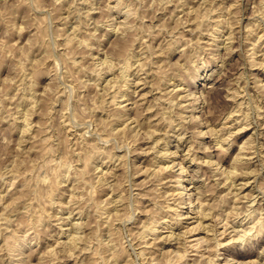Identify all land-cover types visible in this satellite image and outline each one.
Segmentation results:
<instances>
[{
  "label": "rangeland",
  "instance_id": "1",
  "mask_svg": "<svg viewBox=\"0 0 264 264\" xmlns=\"http://www.w3.org/2000/svg\"><path fill=\"white\" fill-rule=\"evenodd\" d=\"M116 3L0 0V264H208L211 259H215L211 264H264V0H120L118 7L128 11V20L134 27L123 39L115 31L123 18L110 10ZM220 23L222 31H216ZM139 26L143 27L139 30ZM134 35L139 37L135 41ZM174 40L179 42L175 45ZM131 49L143 53L142 60L149 63L147 68L144 65L145 71H139L138 63L127 73L117 70ZM106 57L118 66L114 72H106ZM137 75L140 82H145L135 89ZM127 78L133 96H118L113 105L110 100L119 88L122 93L126 90L122 82ZM146 91L150 92L143 101L140 96ZM162 92L165 101L158 99ZM188 93L193 95L181 99ZM190 102L193 105L189 106ZM154 103L157 105L147 111V106ZM123 106L129 110L120 108ZM193 106L197 108L194 111ZM236 109L239 111L231 114ZM166 110L172 116L183 112L184 128L179 131L183 139L168 128L167 120L155 124L153 128L160 131L153 138H148L144 126L139 128L133 121L136 115L141 121H153ZM229 114L232 116L226 126L230 132H225L229 140L223 148L217 143L218 135H212V126L220 128ZM120 115L123 118H118ZM29 117L31 128L26 131L23 123ZM115 128H127V132H113ZM168 147L171 156L162 161L155 158ZM185 156L183 164L188 171L181 182L188 184L186 180L191 176L198 177L203 183L200 187L203 185L207 191L208 207L215 218L223 220L219 229L234 225L224 236L214 231L207 234L203 228L185 233L201 219L195 212H188V204L175 205L183 215H173L172 222L181 219L182 227L173 228L175 232L161 228L157 235L141 239L148 221L165 215L163 210L173 200L181 202L178 196L171 195L179 185L175 181L179 166L170 164ZM211 157L220 162L219 171L236 170L235 181L222 185L225 174L220 178L222 174L215 166L204 163ZM235 158L242 162L237 163ZM151 164L155 169L160 165L171 168L145 179ZM246 169L251 171L241 174ZM164 192L169 195L165 197ZM118 196L123 199L117 203L122 207L118 211L115 206L119 205L108 203L106 207L111 212L104 216L101 212L105 203ZM166 198L169 203L164 202ZM249 211L252 217L246 218ZM185 215L188 217L183 218ZM169 218L161 219L169 222ZM76 222L81 224V232L79 247L75 243L74 248L69 237ZM248 227L253 229L245 236L242 230ZM18 229L29 231L24 233L27 236L19 232L22 247L18 244L19 248L10 251L7 239ZM170 233L172 237L167 236ZM181 236L188 238L187 244L199 237L210 239L195 250L180 244L177 240ZM186 248V256L181 258L179 254Z\"/></svg>",
  "mask_w": 264,
  "mask_h": 264
},
{
  "label": "bare ground",
  "instance_id": "2",
  "mask_svg": "<svg viewBox=\"0 0 264 264\" xmlns=\"http://www.w3.org/2000/svg\"><path fill=\"white\" fill-rule=\"evenodd\" d=\"M120 1V0H119ZM119 1L118 0H116V4L113 6V7H111L110 6V10L112 11V13H113V15L115 14L116 16H117V18H123L122 20H120L119 21V25H117V26H119L118 27V29L116 30L115 29V31L117 32V33H121L122 34V36H121V38L123 39V37H125V36H127L128 34H130V32H131V29L132 30H134L133 28V26L131 25V22L128 20V18H129V14L127 13L128 11H125V12H123L124 10H123V8L121 7V6H119L118 7V4H120L119 3ZM136 1V0H135ZM177 1V0H176ZM125 2V1H124ZM138 2V1H137ZM186 2V1H185ZM122 3V2H121ZM132 3V2H131ZM134 3V2H133ZM132 3V4H133ZM178 3H180V1H178ZM123 5V4H122ZM131 6V5H130ZM108 7V6H107ZM138 7V6H137ZM176 7V6H175ZM181 7V6H180ZM231 8V7H230ZM109 9V8H108ZM124 9H126V8H124ZM227 10V9H226ZM190 11V10H189ZM191 12V11H190ZM229 12V11H228ZM231 12V11H230ZM111 13V14H112ZM222 14V13H221ZM134 15V14H133ZM115 16V17H116ZM114 17V16H113ZM132 19V18H131ZM188 20V19H187ZM191 20V19H190ZM225 20V19H224ZM132 21V20H131ZM222 22V21H221ZM181 24H182V21L180 22ZM216 23V22H215ZM111 24V23H110ZM109 24V25H110ZM186 24V23H185ZM139 25V24H138ZM141 25V24H140ZM113 26V25H112ZM223 25L220 23V24H218L217 25V27H216V31H222V30H220V28L219 27H222ZM137 27V26H136ZM140 27H143V26H139V30H140ZM146 27V26H145ZM215 27V26H214ZM112 30V29H111ZM122 30V32H119V31H121ZM142 30V29H141ZM215 30V29H214ZM114 31V30H113ZM112 31V32H113ZM114 31V32H115ZM128 31H130L128 34H126ZM194 31V30H193ZM184 32V31H183ZM106 33V32H105ZM109 33V32H108ZM117 33H115V34H117ZM133 33H134V31H133ZM192 34V33H191ZM135 35H138L137 33H135ZM135 35L133 36V37H135ZM227 35V34H226ZM142 36V35H141ZM229 37H230V35H228ZM120 38V39H121ZM139 37H135V39H133L134 41L135 40H137ZM143 38V37H142ZM215 38V37H214ZM220 38V37H219ZM182 39V38H181ZM231 39V38H230ZM126 40H127V38H126ZM125 39H124V42L126 41ZM123 42V41H122ZM123 42V43H124ZM127 42V41H126ZM141 42V41H140ZM179 42V40H174V42H172V43H175V45L177 44ZM136 43V42H135ZM139 43V42H138ZM171 43V44H172ZM132 44H133V41H132ZM124 45H125V43L123 44V48L125 49V50H127V45H125L126 47H124ZM133 46H134V44H133ZM133 46H130V48L131 47H133ZM232 46V45H231ZM230 47V46H229ZM142 48V47H141ZM120 50L121 49H119V52H120ZM130 50V49H129ZM132 51L130 52V54L128 55L129 57H127V59H126V61H125V63L123 64V65H119L120 63H121V61H119L120 63H118V65L120 66L119 68H117V70L119 69H121V71L123 70V72H125V73H127L129 70H131V68L133 67V65H135L136 63H138V66L137 67H139V65H140V68H139V71L140 70H144L145 71V67H144V65H147V64H149L148 62H146L147 64H145V60L143 61L142 60V58H143V56L141 57L140 55H143V53L141 52V53H139V51H134V49H131ZM144 50V49H143ZM147 50H149V49H147ZM219 50V49H218ZM124 51V50H123ZM145 52V51H144ZM254 52V51H253ZM156 53V52H155ZM150 54V53H149ZM255 54V53H254ZM107 56V55H106ZM140 56V57H139ZM136 57H138L137 59H135ZM135 59V61L134 62H132V60H134ZM104 60L106 61V63L108 64V66H107V70H106V72H114L116 69V67H118V66H116L115 64L116 63H113L112 62V60L111 59H109L108 57H106V58H104ZM125 60V59H124ZM149 60V59H148ZM152 60V59H151ZM103 61V60H102ZM146 61H147V59H146ZM118 62V61H117ZM103 63V62H102ZM106 65V64H105ZM254 65V64H253ZM104 66V65H103ZM148 67V65L146 66V68ZM159 67H161V66H159ZM104 69V68H103ZM159 69V68H158ZM137 71V70H136ZM143 71V72H144ZM153 71H155V70H153ZM161 71V70H160ZM141 72V71H140ZM130 73V72H129ZM128 73V74H129ZM138 73V72H137ZM146 73V72H145ZM155 73H156V71H155ZM103 74H105V72L103 73ZM107 74V73H106ZM152 74H154V73H152ZM152 74H151V76H152ZM157 74V73H156ZM155 75V74H154ZM158 75V74H157ZM156 75V76H157ZM156 76H154V77H156ZM119 77V76H118ZM123 77H124V75H123ZM126 78V77H125ZM145 78V77H144ZM160 78H162L161 76H160ZM135 79H139V80H137V82H136V84H134L135 85V89H137L138 87H139V85L140 84H142V82H145V80L143 81L142 80V82H140V80H141V78H139V75H137L136 76V78ZM167 79V78H166ZM109 80V79H108ZM125 80V79H124ZM123 80V81H124ZM130 79L129 78H127L126 80H125V83L124 82H122L123 84H125L124 86L126 87V92L125 91H123V93H122V91L120 92V88H119V92H118V94H116V92H115V95H113V98H112V100H110L111 102L112 101H114L115 99H117L116 97H126V96H129L128 94H131L132 95V93H130V91L128 90L129 88H130V86H131V84L129 83L130 81H129ZM115 81V80H114ZM163 81V80H162ZM161 81V82H162ZM167 81V80H166ZM172 81V80H171ZM239 81V80H238ZM257 81V80H256ZM156 82V81H155ZM259 82H260V80H259ZM261 82L263 83V81L261 80ZM260 82V83H261ZM111 83H112V81H111ZM120 83V82H119ZM131 83H134V82H131ZM259 83V84H260ZM110 84V82L108 83V85ZM113 84V83H112ZM148 84V83H147ZM151 84V83H150ZM156 84H157V82H156ZM160 84V83H159ZM257 84V83H256ZM155 85V84H154ZM166 85H167V83H166ZM262 86H263V90H264V84H261ZM106 87H107V85H105ZM110 86V85H109ZM123 86V87H124ZM157 86H158V84H157ZM156 86V87H157ZM111 87V86H110ZM109 87V88H110ZM112 87H113V85H112ZM118 87H119V85H118ZM121 87V86H120ZM154 87V86H153ZM259 87V86H258ZM261 87V86H260ZM108 88V89H109ZM160 88V87H159ZM165 88V87H164ZM170 88V87H169ZM181 88V87H180ZM111 89H113V88H111ZM174 89V88H173ZM177 90H178V88H176ZM181 89H183V88H181ZM213 89V88H212ZM240 89V88H239ZM123 90V89H122ZM143 90H145L144 88L141 90V91H143ZM244 90V89H243ZM105 91V90H104ZM107 91V90H106ZM105 91V92H106ZM117 91V90H116ZM135 91V90H134ZM137 91V90H136ZM151 91V90H150ZM150 91H146V92H143L142 94H141V100H145V97H147V92H150ZM158 91V90H157ZM165 91V90H164ZM236 91V90H235ZM133 92V91H132ZM138 92V91H137ZM180 92V91H179ZM204 92V91H203ZM112 93H114V92H112ZM141 93V92H140ZM163 93L164 92H162V94H160V97L158 98V99H160V101H165V100H163L162 98L164 97L165 98V96H161V95H163ZM233 93H235V92H233ZM149 95V94H148ZM178 95V94H177ZM191 95H193V93H188L187 95H185L184 97H182L181 99H184L185 97H187V96H191ZM207 95V94H206ZM133 96V95H132ZM144 96V97H143ZM168 96V95H167ZM173 96V95H172ZM236 96V95H235ZM139 97V98H140ZM171 97V96H170ZM232 97V96H231ZM130 98L131 97H128V99L127 100H130ZM133 98V97H132ZM194 98L195 99H199V98H197L195 95H194ZM236 98V97H235ZM119 99V98H118ZM122 99V98H121ZM171 99V98H170ZM152 100V99H151ZM175 99L173 98V101H174ZM117 101V100H116ZM137 101V100H136ZM159 101V102H160ZM172 100H171V102H173ZM195 101V100H194ZM196 101H198V100H196ZM201 101V100H200ZM158 102V103H159ZM175 102V101H174ZM113 103V102H112ZM114 103L116 104V102L114 101ZM114 103H113V105H114ZM120 103V102H119ZM194 103V102H193ZM136 104V103H135ZM142 104V103H141ZM199 104V103H198ZM204 104V103H203ZM241 104V103H240ZM109 105V104H108ZM111 105V104H110ZM119 105V104H118ZM157 104L156 103H154V104H149L148 106H147V111L148 110H151L153 107H155ZM180 105V104H179ZM190 105H193V104H191V102L189 103V106ZM237 105H238V108H239V104L237 103ZM120 106V105H119ZM189 106H186V109L189 107ZM205 106V105H204ZM242 106V105H241ZM177 107V106H176ZM179 107V106H178ZM120 108H124L126 111L127 110H129V109H127L126 107H120ZM144 108V107H143ZM169 108H171V107H169ZM193 108V111H194V108H195V106H193L192 107ZM168 109V108H167ZM186 109H184V110H186ZM195 109H197V108H195ZM169 110H171V111H173L172 110V108L171 109H169ZM167 111L166 110V112L164 111H162L161 113H163V114H161V117H160V111L159 112H157L155 115H159V116H157V118H153V121L151 120V118H148V120L147 119H143L144 121H141L140 120V118H138L139 117V115L137 116L136 115V117H134V119L135 120H133V121H136L138 124H137V127L139 126V128H140V126L142 127V126H144V128H146V129H144V130H146V134L148 135V138H153L152 136L153 135H157V132L158 131H160V129L159 128H153L154 126H155V124H156V126L157 125H159L160 124V122H162V121H168L169 122V124H168V128L171 130V131H176V132H178V134H177V136L179 137V139H183L184 138V134L183 135H181L182 134V132H180L179 133V131L180 130H183V128H184V124L183 123H181V122H183L184 121V116H183V112H180V113H177L178 114V116H174L175 118H173V116H172V114H171V111ZM124 111V110H123ZM237 111H239L238 109H236L235 111H234V113L232 112L231 114H235ZM246 111V110H245ZM248 112V111H247ZM138 114V113H137ZM140 114V113H139ZM167 114V115H166ZM174 114V113H173ZM243 114V113H242ZM124 115V114H123ZM123 115H120L118 118H123ZM163 115V116H162ZM135 116V115H134ZM230 116H232V115H228L226 118H225V120H227L226 122H224V124H222L221 125V127L220 128H214L213 126H212V135L213 134H217L218 135V138H219V140H218V142L217 143H219V147H223V145L224 144H226L227 143V140H229V135L228 136H226V133L227 132H230V130H229V128L226 126L227 125V122H228V120H229V118H231ZM246 116V115H245ZM244 116V117H245ZM249 116V115H248ZM133 117V116H132ZM190 117V116H189ZM191 117H192V119H194V118H196V116L194 115V113L191 115ZM191 117H190V119H191ZM199 117V116H198ZM130 118V116H128L125 120H127V119H129ZM248 119V118H247ZM30 117H29V120L26 118L25 120H24V123H23V126H24V128H25V130L26 131H28L29 129L28 128H31V127H29V126H31V122H30ZM154 120H158L156 123H154L155 121ZM177 120H179L180 121V123H176V121ZM128 122V121H127ZM135 122V123H136ZM185 122V121H184ZM127 124H129V122L128 123H126V125ZM134 124H132V126H133ZM163 125V124H162ZM176 125V126H175ZM177 126H180V129H178V130H176V127ZM244 126V125H243ZM126 127V126H125ZM129 127V126H128ZM143 128V127H142ZM187 127H185V129H186ZM127 128H122V129H112V131L114 132V130H116V132L117 133H120V132H125V134H126V132H127V130H126ZM130 129H132V127H130ZM210 129V128H209ZM22 130H24L23 129V127H22ZM188 130H189V128H188ZM239 130H240V128H239ZM256 130V129H255ZM25 131V132H26ZM111 131V132H112ZM24 132V131H23ZM131 132H132V130H131ZM175 132V133H176ZM226 132V133H225ZM134 133V132H133ZM140 133V132H139ZM139 133H137V134H139ZM172 133V132H171ZM137 134L135 133V135L137 136ZM166 134H167V132H166ZM199 134L201 135L202 134V130H200L199 131ZM233 134V133H232ZM110 135H112V134H110ZM119 135V134H118ZM134 134H132V136H133ZM140 135V134H139ZM138 135V136H139ZM165 135V134H164ZM168 135V134H167ZM51 136V135H50ZM49 136V137H50ZM125 136V135H124ZM137 136V137H138ZM142 136V135H141ZM176 136V137H177ZM231 136V135H230ZM140 137V136H139ZM168 137V136H167ZM213 137V136H212ZM45 138V139H44ZM48 138V137H47ZM51 138V137H50ZM134 138H136L135 136H134ZM42 139V138H41ZM43 139L44 140H46V141H48V139H46V137H43ZM42 139V140H43ZM139 138H137V140H138ZM142 139H143V137H142ZM141 139V140H142ZM146 139V138H145ZM41 140V141H42ZM140 140V139H139ZM148 140V139H147ZM178 140V139H177ZM51 141H53V139H51ZM160 140L158 139V142H159ZM171 140H167L166 142H170ZM99 142H100V140H99ZM134 142V141H133ZM141 142V141H140ZM156 142V141H155ZM157 142V143H158ZM161 142V141H160ZM50 144V143H49ZM92 143L91 142H89V145H91ZM130 144V143H129ZM88 145V144H87ZM179 145V144H178ZM204 145V144H203ZM53 146V145H52ZM92 146H93V144H92ZM47 148L45 149V150H47L48 149V147L49 146H46ZM88 147V146H87ZM177 147H179V146H177ZM191 147V146H190ZM190 147H189V149H190ZM50 148H51V146H50ZM105 148V147H104ZM144 148V147H143ZM155 148V147H154ZM205 148V147H204ZM224 148V147H223ZM245 148V147H244ZM90 149V148H89ZM142 149V148H141ZM243 149V148H242ZM53 150H54V148H53ZM105 150V149H104ZM137 150V149H136ZM154 150V149H153ZM156 150H157V148H156ZM226 150V149H225ZM247 150H248V148H247ZM107 151V150H106ZM109 151V150H108ZM149 151H150V149H149ZM148 150L147 151H143V152H149ZM169 147L168 148H166V149H164V148H162L160 151H159V155L160 156H157V157H155V158H158L159 159V161L161 160H164L165 158H168L169 156H171V154H169ZM172 151H174V150H172ZM194 151V150H193ZM49 152H52L51 150L49 151ZM99 152H101V151H99ZM103 152V151H102ZM189 152V151H188ZM255 152V151H254ZM170 153H172V152H170ZM192 153V152H191ZM158 154V153H157ZM186 154V153H185ZM196 154V153H195ZM109 155V154H108ZM107 155V156H108ZM243 155V154H242ZM264 155V154H263ZM196 156V155H195ZM211 156V155H210ZM88 157V156H87ZM112 157V156H111ZM115 157V156H114ZM240 157V156H239ZM50 158V157H49ZM48 158V159H49ZM97 158V157H96ZM193 158H195V157H193ZM51 160H52V158H50ZM86 159V158H85ZM114 159V158H113ZM208 160H205L204 161V163L206 164V165H208L209 167H216V169H218V172L219 173H221L222 175L220 176V178H222V176H223V174H225V176H223V181H221V183H223L222 185H224V186H226L227 184H231V182L235 179L234 177L235 176H237V171L236 170H227V171H219V169H220V162L216 159V160H214L212 157L211 158H207ZM236 159V161H237V163H241L242 161L240 160V158H235ZM249 159V158H248ZM174 160V159H173ZM194 159H191V161H193ZM50 161V160H49ZM48 161V162H49ZM88 162H90L91 160L89 159V160H87ZM149 161V160H148ZM154 161H155V159H154ZM156 161H158V160H156ZM155 161V162H156ZM186 161V156L185 157H183V159L181 160V161H178L177 163H171L170 165L172 166L173 164V166H179V170H180V172H179V174H178V177H176V182L179 184V185H177V188L175 189V190H173L171 193V195H173L174 197L175 196H178V198H180V201L181 202H179V203H174V200H173V204H169V205H167L166 207L167 208H163L164 210V212L166 213L165 215H163L161 218H165V217H170L169 219H170V221L169 222H166L165 221V219H161V218H156V219H152L151 221H148L149 223L148 224H145L144 226H143V233H145V235L143 236V237H141V239H143L144 238V240H145V237L147 238V236H150V235H157L156 233H158V232H161L160 231V229L161 228H166V229H169L170 231L169 232H175L174 231V229L173 228H175V227H179V228H181L182 226H181V224H183L182 223V220L181 219H179V221L177 220V221H174V222H172V220H173V215H176V217H181L183 214H180L179 213V209H178V207H181V205H184V204H188L189 205V207H188V212H191L192 213V211L193 212H195L196 214H198V217L201 219V220H199V222L197 223V225L194 227V226H192V227H194V228H189V229H186L185 231H183V232H185V233H187V232H196V230H198V229H202V231H205L207 234L209 233V232H211V231H214V232H221V235L222 236H224V234H226V232H227V230H228V228H230L231 226H233L232 224L231 225H229V224H227V225H223V230H220L219 229V227H218V225L223 221H221L219 218H215V216L213 215V212H211L212 210H211V208H209L208 207V203H207V200H206V196L208 195L207 194V191H205L204 190V188H203V185H202V188L200 187L201 186V184H203V183H201V181L200 180H198V177H195V176H191L189 179H187L186 181L188 182V184H183L182 182V180H184L183 179V176H184V174H185V172H187L188 171V168H187V166H185L183 163ZM190 161V160H189ZM190 161V162H191ZM195 161V160H194ZM203 161V160H202ZM235 161V160H234ZM245 162V161H244ZM46 162H44L43 164H45ZM50 163V162H49ZM48 163V164H49ZM53 163V162H52ZM51 163V164H52ZM201 163V162H200ZM233 163V162H232ZM135 164V163H134ZM153 164V163H152ZM152 164H151V166H152ZM42 165V164H41ZM100 165V164H99ZM156 165H158V164H156ZM170 165H164V167H163V165L161 166H158L159 168L158 169H155V167L154 166H152V167H154V169H152V167L150 168V166H149V168L151 169L150 170V172L147 174V176L145 177V179L146 178H151L153 175H155L157 172H162V170H169L171 167H170ZM45 166V165H44ZM172 166V167H173ZM42 167V166H41ZM132 167V166H131ZM147 167V166H146ZM235 167V166H234ZM233 167V168H234ZM40 168V167H39ZM76 169V168H75ZM84 169V167L83 168H81V170H83ZM114 169V168H113ZM148 168H146L145 170H147ZM235 169V168H234ZM79 170V169H78ZM145 170H143V171H145ZM240 170V169H239ZM83 171H85V170H83ZM142 171V172H143ZM251 171V170H250ZM248 169H246V170H242V173L241 174H243V175H245V174H248V172H250ZM81 172V171H80ZM86 172H87V170H86ZM139 172V171H138ZM147 172V171H146ZM166 172V171H165ZM82 173V172H81ZM141 173V172H140ZM162 173H164V172H162ZM193 173V172H192ZM195 173H197V171H195ZM252 173V172H251ZM200 174V173H199ZM239 174H240V172H239ZM238 174V175H239ZM105 175V174H104ZM217 176V175H216ZM106 178V177H105ZM158 178H160V179H163V178H161V177H158ZM167 178V177H166ZM185 178V177H184ZM100 179V178H99ZM165 179V178H164ZM168 179V178H167ZM221 180V179H220ZM154 181V180H153ZM158 181H159V179H158ZM161 181V180H160ZM182 181V182H181ZM200 181V184L199 185H197V183ZM235 181V180H234ZM167 182V181H166ZM165 182V183H166ZM164 183V184H165ZM191 183V184H190ZM217 183V182H216ZM162 183H159L158 182V185L160 186ZM163 184V185H164ZM193 184V185H192ZM235 184V183H234ZM245 184V183H244ZM246 184H247V182H246ZM103 185V184H102ZM113 185V184H112ZM133 185V184H132ZM218 185H219V183H218ZM154 186H155V184H154ZM153 186V187H154ZM158 186V187H159ZM162 186V185H161ZM230 186V185H229ZM233 186V185H232ZM156 188H157V186H155ZM151 188H152V185H151ZM201 188V189H200ZM154 189V188H153ZM38 190V189H37ZM154 190H156V189H154ZM168 190V189H167ZM230 190V189H229ZM161 191H163V189L161 190ZM171 191V190H170ZM176 191H178V193L176 192ZM234 191V190H233ZM39 192H41V191H39ZM158 192H159V190H158ZM158 192L156 193L157 194V196H158ZM228 192V191H227ZM232 192V191H231ZM230 192V193H231ZM163 193V192H162ZM161 193V194H162ZM166 192H164V196L165 195H169L168 193L167 194H165ZM236 193H237V191H236ZM155 194V195H156ZM228 194V193H227ZM74 195V194H73ZM154 195V196H155ZM163 195V194H162ZM229 195V194H228ZM236 195V194H235ZM253 195V194H252ZM157 196H155V197H157ZM161 196V195H160ZM167 196H165V197H167ZM110 197V196H109ZM141 197V196H140ZM162 197V196H161ZM164 198V197H163ZM172 197L170 196V199H171ZM178 198H175L176 200L178 199ZM232 198V197H231ZM237 198V197H236ZM239 198V197H238ZM242 198V197H241ZM245 198V197H244ZM162 199V198H161ZM172 199H174V198H172ZM123 199H122V197L121 196H118L117 197V199H115V200H111L110 202L109 201H107L106 203H105V206H104V208H102L103 210H102V214L105 216V214L107 213V212H111V211H108V208L109 207H106V206H110L113 202H114V206L117 204V203H119L120 201H122ZM179 200V199H178ZM235 200V199H234ZM164 201V200H163ZM161 202L162 204H164V202H166V203H169V201H168V199L166 198L165 199V201L164 202ZM236 201V200H235ZM108 203L110 204V205H108ZM116 203V204H115ZM122 203V202H121ZM253 203V202H252ZM179 204V205H178ZM236 204V203H235ZM249 204V203H248ZM117 205H119V204H117ZM153 205V204H152ZM157 205H158V202H157ZM157 205H156V207H157ZM159 205H160V203H159ZM158 205V206H159ZM164 205H166V204H164ZM175 205L176 206H178V207H176V208H174L175 207ZM234 205V204H233ZM238 205V204H237ZM240 205V204H239ZM113 206V207H114ZM155 206V205H154ZM153 206V207H154ZM244 206V208H245V206H246V204L245 205H243ZM248 206V205H247ZM252 206V205H251ZM119 207H122V206H115V208L119 211ZM164 207V206H163ZM234 207V206H233ZM240 207V206H239ZM114 208V209H115ZM227 208V207H226ZM160 209H161V207H160ZM244 210V209H243ZM251 210V209H250ZM170 211H173V213L171 214L170 213ZM230 211V210H229ZM113 212V211H112ZM116 212V211H115ZM161 212H162V209H161ZM187 212V211H186ZM187 212V213H188ZM240 212V211H239ZM71 213V212H70ZM100 213V214H101ZM118 213V212H117ZM121 213V212H120ZM119 213V214H120ZM170 213V214H169ZM234 213V212H233ZM238 213V212H237ZM108 214V213H107ZM114 214V213H113ZM222 214V213H221ZM224 214V213H223ZM243 214V213H242ZM256 214V213H255ZM112 215V214H111ZM121 215V214H120ZM119 215V216H120ZM231 215V214H230ZM71 216H72V213H71ZM101 216V215H100ZM108 216V215H107ZM107 216H106V218H107ZM118 216V215H117ZM161 216V215H160ZM229 216V215H228ZM245 216H246V218H251L252 217V211H249L247 214H245ZM253 216H254V211H253ZM6 217V216H5ZM102 217V216H101ZM150 217H153V216H150ZM188 217V215H185V217L183 216V218H187ZM221 217V216H220ZM246 218L244 217V219L246 220ZM69 219V218H68ZM102 219V218H101ZM118 219H119V217H118ZM151 219V218H150ZM158 219V220H157ZM175 219V218H174ZM244 219L242 220V222H244ZM6 220V219H5ZM38 220H41V219H38ZM107 220V219H106ZM105 220V221H106ZM110 220V219H109ZM109 220H107V221H109ZM161 220H163V221H161ZM176 220V219H175ZM229 220V219H228ZM7 221V220H6ZM104 221V222H105ZM226 221V220H225ZM260 221H262V219L260 220ZM260 221H258V223H260ZM112 222V221H111ZM110 222V224H112ZM118 222H120V221H118ZM204 222H207L206 224L204 223ZM234 222H236V221H234ZM238 222V221H237ZM248 222V221H247ZM246 222V223H247ZM225 223V222H224ZM227 223V222H226ZM230 223V222H229ZM116 224V223H115ZM165 224V225H164ZM236 224V223H235ZM238 224V223H237ZM256 224H257V222H256ZM81 225V224H80ZM77 222L76 223H73V226H74V233L72 234V236L71 237H69L70 239H69V243L70 244H75L76 243V246L77 247H79L78 245H77V242H80V239H79V234H78V232L80 231V227H78V226H80ZM105 224H103L102 226H104ZM114 225V224H113ZM240 225V224H239ZM253 225V224H252ZM86 226H88V225H86ZM110 226H112V225H110ZM242 226V225H241ZM255 226V225H254ZM257 226H258V224H257ZM107 227V226H106ZM238 227V226H237ZM245 227V226H244ZM30 228V227H29ZM80 228V229H79ZM109 228V227H108ZM208 228V229H207ZM232 228V227H231ZM234 228V227H233ZM236 228V227H235ZM241 228V227H240ZM252 228V227H251ZM251 228H242V229H244V230H242L244 233L243 234H245V236H246V232H251ZM86 229V228H85ZM102 229V228H101ZM104 229H106V228H104ZM207 229V230H206ZM238 229V228H237ZM236 229V230H237ZM253 229V228H252ZM108 230V229H107ZM111 230V229H110ZM116 230V229H115ZM159 230V231H158ZM29 231V230H28ZM27 231V229H18V230H16V231H14L13 232V234L9 237L10 238V240L9 239H7V240H5V242L7 241V243H8V246H9V249H10V251H12V250H14V248L15 249H17V248H19L18 247V244L20 245V242L22 243V235H20L19 234V232H22V234H24V233H27L28 232ZM62 231H63V229H62ZM89 231V230H88ZM140 230H138V234L140 233L139 232ZM180 232H182L181 230H179ZM239 231V230H238ZM81 232V231H80ZM102 232V231H101ZM107 232V231H106ZM108 232H109V230H108ZM112 232V231H111ZM179 232V233H180ZM257 232V231H256ZM110 233V232H109ZM241 233V232H240ZM108 234V233H107ZM111 234V233H110ZM113 234V233H112ZM131 234V233H130ZM141 234V233H140ZM173 234V233H172ZM172 234L170 233L169 235H167L168 237H172ZM184 234V233H183ZM24 235H26V234H24ZM81 235V234H80ZM176 235V234H175ZM191 235V234H190ZM215 235V234H214ZM27 236V235H26ZM142 236V235H141ZM179 236V235H178ZM186 236V235H185ZM244 236V235H243ZM164 237V236H163ZM162 237V238H163ZM182 237V236H181ZM181 237H179L180 238V240H181ZM226 237V236H225ZM238 237H239V235H238ZM242 237V235H240V237L239 238H241ZM109 238H110V235H109ZM159 238H160V236H159ZM161 238V239H162ZM179 238H178V240L177 241H179V243L180 244H186V245H188V247H190V248H193V249H195V250H198V249H200L201 247H202V245L204 244V242L205 241H209V239H210V237H207V238H205V237H199V238H195V239H191V240H189V243L187 244V239L185 238V239H183L184 238V236L182 237V240L180 241L179 240ZM216 238V237H215ZM22 239V240H21ZM25 239V238H24ZM156 239V238H155ZM160 239V240H161ZM214 239V238H213ZM159 240V239H158ZM163 240V239H162ZM219 240V239H218ZM25 241H27V240H25ZM24 241V242H25ZM29 241V240H28ZM59 241V240H58ZM143 241V240H142ZM147 241V240H146ZM153 241V240H152ZM154 241H156V240H154ZM153 241V242H154ZM212 241V240H211ZM84 242V241H83ZM150 242V241H149ZM152 242V243H153ZM214 242H215V240H214ZM11 243V244H10ZM61 243H62V241H61ZM67 243V242H66ZM65 243V244H66ZM82 243V242H81ZM141 243V242H140ZM145 243V242H144ZM143 243V244H144ZM220 243H222V242H219V244ZM6 244V243H5ZM80 244V243H79ZM142 244V245H143ZM146 244H149V246H150V244L151 243H146ZM145 244V245H146ZM155 244V243H154ZM206 244V243H205ZM218 244V245H219ZM62 245V244H61ZM222 245V244H221ZM25 246V245H24ZM75 246V247H76ZM109 246H111V245H109ZM114 246V245H113ZM146 246H148V245H146ZM151 246H152V244H151ZM17 247V248H16ZM20 247H22L21 245H20ZM73 247H74V245H73ZM73 247H71L72 249H74ZM76 247V248H77ZM154 247V246H153ZM180 247V246H179ZM210 247V246H209ZM149 247H146V250L148 249ZM22 249V248H21ZM115 249V248H114ZM114 249H113V251H114ZM142 249V248H141ZM152 249V248H151ZM180 249L181 248H179V251H180ZM110 250V249H109ZM142 250H144V249H142ZM170 250H172V249H170ZM169 250V251H170ZM112 251V253H114ZM150 251V250H149ZM168 251V250H167ZM168 251V252H169ZM179 251H177L176 250V252H174V253H176V254H178L177 252H179ZM184 252H183V254L181 253V254H179V256L182 258H184L185 256H186V254H185V252H187L188 251V249L186 248V249H184L183 250ZM171 252H173V251H171ZM170 252V253H171ZM13 253V252H12ZM143 254H144V252H142ZM146 253V252H145ZM154 253V252H153ZM15 254V253H14ZM143 254H142V256H143ZM218 254V253H217ZM13 255V254H12ZM17 255V254H16ZM19 255H20V253H19ZM18 255V256H19ZM114 256V255H113ZM112 256V257H113ZM139 256V255H138ZM179 256H178V259H179ZM198 256V255H197ZM208 256V255H207ZM213 256V255H212ZM14 257H15V255H14ZM111 257V258H112ZM115 257H116V254H115ZM177 257V256H176ZM219 257V256H218ZM207 258V257H206ZM217 258V257H216ZM14 259V258H13ZM20 259V258H19ZM117 259V258H116ZM177 259V260H178ZM213 259H214V257H213ZM185 260V259H184ZM215 260V259H214ZM214 260L212 261V259L211 260H208L209 262H208V264H211V263H213L214 262ZM180 261V260H179ZM201 261V260H200ZM13 262V261H12ZM11 262V263H12ZM16 262V261H15ZM176 262V261H175ZM262 262V261H261ZM10 263V262H9ZM180 263V262H179ZM198 263V262H197ZM205 264H206V262H205Z\"/></svg>",
  "mask_w": 264,
  "mask_h": 264
}]
</instances>
